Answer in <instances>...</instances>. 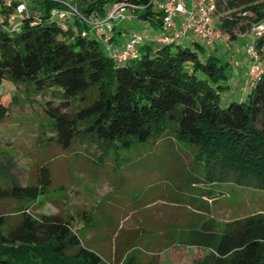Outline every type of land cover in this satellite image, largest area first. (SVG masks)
<instances>
[{
    "label": "trees",
    "instance_id": "trees-1",
    "mask_svg": "<svg viewBox=\"0 0 264 264\" xmlns=\"http://www.w3.org/2000/svg\"><path fill=\"white\" fill-rule=\"evenodd\" d=\"M6 1L0 0V82L21 84L25 99L50 92L78 104L68 115L62 111L66 103L45 102L57 141L68 145L79 134L78 124L90 139L125 147L149 140L181 141L194 148L191 155L198 165L194 162L188 182L206 185L197 186L203 189L200 199L217 200L224 192L214 194L213 187L224 183L264 190V61L245 97H231L221 105L219 89L228 86L229 75L200 43H147L139 59L118 64L108 55L102 35H81L83 18L104 16L113 3L128 12L135 8L132 16H156L152 21L161 26V12L148 5L149 0H32L26 2L17 31L4 25L19 0ZM65 3L78 14L62 27L50 11ZM215 16V26L231 41L263 26L253 41L261 58L264 0H216ZM3 95L0 91V122L17 103L16 96L2 100ZM51 186L46 165L34 182L21 185L10 177L0 154V199L23 204L16 225H7L0 216V264H103L96 252L82 245L69 219L28 210L44 206ZM182 243L204 250L188 264H264V215L228 220L221 232L190 230ZM138 251L127 254L124 264H153L140 261Z\"/></svg>",
    "mask_w": 264,
    "mask_h": 264
},
{
    "label": "rangeland",
    "instance_id": "rangeland-1",
    "mask_svg": "<svg viewBox=\"0 0 264 264\" xmlns=\"http://www.w3.org/2000/svg\"><path fill=\"white\" fill-rule=\"evenodd\" d=\"M14 22L21 18L8 19V25ZM122 22L131 25L129 19ZM131 27L130 31H143L141 26ZM193 36L207 55L225 65L227 75L237 68L234 61L239 58L228 46L231 40L206 44ZM240 48L246 53L247 44ZM262 52L261 64L264 48ZM225 82L228 86L219 89L221 105L231 97L244 98L251 88L234 79ZM0 91L2 100L8 95L17 99L10 115L0 122V154L10 177L25 185L37 179L41 166L50 172L52 186L44 206L28 210L69 219L82 245L96 252L103 264H124L134 250H139L136 256L144 263L188 264L204 255L202 248L182 243L190 230L221 232L228 220L264 215V190L224 183L213 187L214 194L221 189L223 196L200 199L203 189L198 187L206 185L188 182L194 162L198 164L191 155L194 148L185 142L161 139L125 147L117 141L90 139L78 124L79 134L63 145L44 110L46 101L65 104L62 95L45 92L25 99L23 86L8 79L0 82ZM66 106L62 111L68 115L79 107L76 102ZM194 196L198 201L192 200ZM22 206L11 198L0 199V216L7 225L17 224Z\"/></svg>",
    "mask_w": 264,
    "mask_h": 264
},
{
    "label": "built area",
    "instance_id": "built-area-1",
    "mask_svg": "<svg viewBox=\"0 0 264 264\" xmlns=\"http://www.w3.org/2000/svg\"><path fill=\"white\" fill-rule=\"evenodd\" d=\"M6 2L11 3L10 0ZM149 4L161 12L162 31L160 32L151 35L145 31H130L124 37L122 44L116 48L112 42L114 27L124 19L132 17L135 8L126 14L127 8L119 3H113L104 16L82 17L86 28L81 31V35L86 36L89 32L102 35L108 55L118 64L139 59L141 47L147 43L160 45L181 43L189 33L196 35L206 44H215L229 39L228 35L215 26L216 0H149ZM25 11V1L19 0L8 19L16 16L22 18L25 16ZM75 14H78L76 8L68 3H65L62 8H54L50 11V17L59 21L62 27H65L66 20ZM19 26L20 22H14L11 25L7 22L4 28L17 31ZM262 29L261 25L255 26L252 28V33L254 36H259ZM246 53L250 58L246 73L247 81L252 82L262 72L259 54L253 42L247 45Z\"/></svg>",
    "mask_w": 264,
    "mask_h": 264
},
{
    "label": "crops",
    "instance_id": "crops-1",
    "mask_svg": "<svg viewBox=\"0 0 264 264\" xmlns=\"http://www.w3.org/2000/svg\"><path fill=\"white\" fill-rule=\"evenodd\" d=\"M156 16H152V18L154 19ZM150 16L148 18H139L137 16H132L131 18H128L131 25H126L125 23H123L122 21L117 23L114 27V34L113 37L114 39H112V42L114 44V46L116 48H118L123 40L124 37L126 36V34L128 32H130V30H133V27L131 26H141L143 29V31L148 32L149 34L152 35V33H156V32H160L162 31V26H160L159 24H155L152 20ZM194 34L189 33L188 36L182 41L183 45L186 46H193V42H197L195 40V36H193ZM254 34L252 32L250 33H243V34H238L237 39L234 41H231L230 44H228V46H231V48L233 49L231 51V54H236L238 56V61H234L237 62V68H232V73H230L229 75V81H231L232 79H234L238 84V83H244L245 86L247 87V85H250V81H247V68L249 66V56L242 51V49L240 48L241 45H248L250 43H252L254 41ZM217 43V42H216ZM215 43V44H216ZM153 45V44H151ZM204 200L208 201L211 200L207 197H203Z\"/></svg>",
    "mask_w": 264,
    "mask_h": 264
}]
</instances>
